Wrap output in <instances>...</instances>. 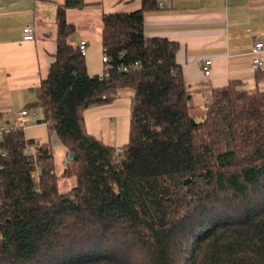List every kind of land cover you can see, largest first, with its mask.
Segmentation results:
<instances>
[{
  "label": "trees",
  "instance_id": "obj_1",
  "mask_svg": "<svg viewBox=\"0 0 264 264\" xmlns=\"http://www.w3.org/2000/svg\"><path fill=\"white\" fill-rule=\"evenodd\" d=\"M84 5H57L32 103L65 149L61 172L50 142L21 128L0 138V264H264V88L229 80L196 119L178 43L144 34L158 0L101 14L108 61L90 75L66 16ZM121 88L133 91L128 138L113 147L83 112ZM60 177L75 184L60 191Z\"/></svg>",
  "mask_w": 264,
  "mask_h": 264
},
{
  "label": "crops",
  "instance_id": "obj_2",
  "mask_svg": "<svg viewBox=\"0 0 264 264\" xmlns=\"http://www.w3.org/2000/svg\"><path fill=\"white\" fill-rule=\"evenodd\" d=\"M63 1L0 0V124L12 122L24 106L36 100L35 89L54 60L56 8ZM83 1L82 8L68 9L66 16L75 25L70 42L78 45L80 40H87L84 59L92 75L98 74L93 73L98 66L87 53L90 46L102 48L101 14L137 9L140 0ZM27 25L33 29L30 38L23 32ZM143 26L146 36L178 43L175 59L192 90V111L202 115L211 89L232 79L264 88V65L257 70L250 66L252 45L262 42L264 46V0H158L156 9L144 12ZM206 58L211 60L209 76L201 69ZM132 93L130 88H121L116 97L125 94L130 98ZM97 116L99 121L91 126L92 131L84 120L86 130L104 143L119 147L121 134L115 125L106 123L107 117L101 113Z\"/></svg>",
  "mask_w": 264,
  "mask_h": 264
},
{
  "label": "rangeland",
  "instance_id": "obj_3",
  "mask_svg": "<svg viewBox=\"0 0 264 264\" xmlns=\"http://www.w3.org/2000/svg\"><path fill=\"white\" fill-rule=\"evenodd\" d=\"M90 49V50H89ZM93 60L97 63V70L93 71V73L102 74L103 71V62L101 60L102 57V48L97 45L88 47V53ZM101 65V67H99ZM247 88H252V84L245 85ZM129 89V88H128ZM199 99L201 102V112L204 110V106L202 105L204 102V98ZM129 96L123 94L116 97L114 101L98 105L92 106L84 110L83 117L85 122L87 123L88 129L92 131V127L96 126L99 121L98 113H101L103 116H106V123L109 121L113 125H115L116 130L121 134V138L119 139L120 146L127 141L128 138V129H129ZM35 102V101H33ZM198 102V99L195 100ZM32 104H27L24 107H30ZM38 108V106H36ZM196 110H198L196 108ZM193 114L196 119H199L201 115L195 111ZM97 116V120H96ZM92 126V127H91ZM24 133L27 139H35L41 142H50L52 146V151L54 154V161L56 164V171L59 174L61 172V168L63 167L64 162L67 161L65 155V149L61 146L59 141L57 140L54 134H49L47 126L44 123L29 125L24 129ZM119 146V147H120ZM75 184L74 178H63L60 177L58 180V187L60 191H65L71 188Z\"/></svg>",
  "mask_w": 264,
  "mask_h": 264
},
{
  "label": "built area",
  "instance_id": "obj_4",
  "mask_svg": "<svg viewBox=\"0 0 264 264\" xmlns=\"http://www.w3.org/2000/svg\"><path fill=\"white\" fill-rule=\"evenodd\" d=\"M23 32L25 33V36L27 38L32 37L33 35V29L31 26H25L23 27ZM87 40L82 39L79 41L78 43V49L80 51V53L82 55H84L85 53V46H86ZM251 53H252V60H251V68L254 70L259 69L261 66L264 65V57H263V53H264V46L262 42H256L252 45L251 47ZM101 60L104 64V68L106 67V63L108 61V56L103 53ZM211 60L209 58H206L201 66L202 72L205 76H209L210 75V71H211ZM42 117H43V112L42 109L40 107H23L17 117L15 119L12 120V122L8 123V124H0V138L3 135H6L8 133H10V131L17 129V128H21V129H25L27 128L29 125H34V124H41L44 123L42 121ZM119 150V149H117ZM26 152H33V147L32 146H27L25 149ZM34 175L37 177V172L34 173Z\"/></svg>",
  "mask_w": 264,
  "mask_h": 264
},
{
  "label": "water",
  "instance_id": "obj_5",
  "mask_svg": "<svg viewBox=\"0 0 264 264\" xmlns=\"http://www.w3.org/2000/svg\"><path fill=\"white\" fill-rule=\"evenodd\" d=\"M69 156H70V157H71V156H73V153H70V155H69Z\"/></svg>",
  "mask_w": 264,
  "mask_h": 264
}]
</instances>
